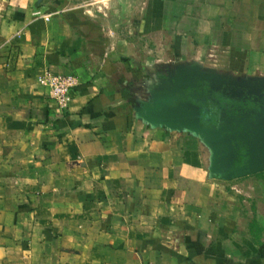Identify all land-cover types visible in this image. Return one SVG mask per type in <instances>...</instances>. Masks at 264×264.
Wrapping results in <instances>:
<instances>
[{
	"label": "crops",
	"instance_id": "1",
	"mask_svg": "<svg viewBox=\"0 0 264 264\" xmlns=\"http://www.w3.org/2000/svg\"><path fill=\"white\" fill-rule=\"evenodd\" d=\"M204 96L262 111L264 0H0V264H264V159Z\"/></svg>",
	"mask_w": 264,
	"mask_h": 264
},
{
	"label": "rangeland",
	"instance_id": "2",
	"mask_svg": "<svg viewBox=\"0 0 264 264\" xmlns=\"http://www.w3.org/2000/svg\"><path fill=\"white\" fill-rule=\"evenodd\" d=\"M199 87L200 91L206 90V85L203 83H199ZM185 93L188 94V91ZM185 93L182 92V98H186ZM226 97L228 99L229 96ZM202 98L200 101L203 100ZM230 101L227 103L226 109H219L216 116L211 119H213L212 121L216 120V124L218 120H221V131L230 134L238 150V158L231 168L232 173L238 172L241 167H247L249 163L255 164L253 169H259L261 164L264 167V160L261 164L255 163V156L264 159V103L262 111H255L252 103L247 104V109H245L244 105L237 104L238 100L234 97H231ZM215 104L219 106L221 102L216 100ZM250 155L253 156L251 160H249Z\"/></svg>",
	"mask_w": 264,
	"mask_h": 264
},
{
	"label": "built area",
	"instance_id": "3",
	"mask_svg": "<svg viewBox=\"0 0 264 264\" xmlns=\"http://www.w3.org/2000/svg\"><path fill=\"white\" fill-rule=\"evenodd\" d=\"M53 100L55 109L63 111L67 109L69 93L75 85V79L69 74L47 72L40 80Z\"/></svg>",
	"mask_w": 264,
	"mask_h": 264
},
{
	"label": "trees",
	"instance_id": "4",
	"mask_svg": "<svg viewBox=\"0 0 264 264\" xmlns=\"http://www.w3.org/2000/svg\"><path fill=\"white\" fill-rule=\"evenodd\" d=\"M215 98V102L220 101L222 103V99L219 97H214ZM200 120H202V122H204L206 125L208 126H214L216 125V120L212 121L213 117L216 116V114L219 111V107L216 104H210L207 97L204 98V101H200ZM206 105H208L207 107H205ZM221 107V106H220Z\"/></svg>",
	"mask_w": 264,
	"mask_h": 264
},
{
	"label": "water",
	"instance_id": "5",
	"mask_svg": "<svg viewBox=\"0 0 264 264\" xmlns=\"http://www.w3.org/2000/svg\"><path fill=\"white\" fill-rule=\"evenodd\" d=\"M253 166H255V164L254 163H249V165L246 167V166H244V167H241V168H246V169H248V170H251V171H253L254 169H253Z\"/></svg>",
	"mask_w": 264,
	"mask_h": 264
},
{
	"label": "flooded vegetation",
	"instance_id": "6",
	"mask_svg": "<svg viewBox=\"0 0 264 264\" xmlns=\"http://www.w3.org/2000/svg\"><path fill=\"white\" fill-rule=\"evenodd\" d=\"M205 97H207V96H204V98H205ZM204 98H203V100H201V101H204Z\"/></svg>",
	"mask_w": 264,
	"mask_h": 264
}]
</instances>
